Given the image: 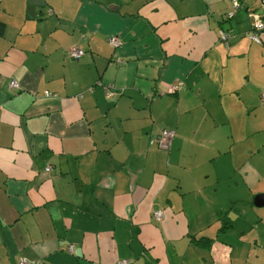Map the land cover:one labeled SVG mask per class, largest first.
<instances>
[{
    "label": "crops",
    "instance_id": "0c3cea01",
    "mask_svg": "<svg viewBox=\"0 0 264 264\" xmlns=\"http://www.w3.org/2000/svg\"><path fill=\"white\" fill-rule=\"evenodd\" d=\"M231 1L0 0V264H264L263 0Z\"/></svg>",
    "mask_w": 264,
    "mask_h": 264
},
{
    "label": "trees",
    "instance_id": "16d2710c",
    "mask_svg": "<svg viewBox=\"0 0 264 264\" xmlns=\"http://www.w3.org/2000/svg\"><path fill=\"white\" fill-rule=\"evenodd\" d=\"M264 1V0H263ZM263 1H261L260 2V8H261V14H258V16L257 15H255V14H253V13H249V15H248V17L249 18H251V19H255V21H259L260 23H262L263 24V26H264V7L262 6V2ZM237 2V1H236ZM237 5H238V8H239V4L237 3ZM234 15V14H233ZM232 18V17H231ZM231 18H228L227 17V14L225 15V17H224V20H229V19H231ZM223 19V18H222ZM262 32H264V30H258V31H256L255 29H253L252 28V30L250 31V33L248 34V39L252 42V43H255V44H258V45H260V44H262V38H261V35H262ZM233 37H234V35L231 33V32H225V31H219V33H218V41H220L222 44H224L225 46H228V44H229V41L231 40V39H233ZM252 37H256L257 39H259V42L258 43H256V42H254V41H252L251 40V38ZM117 41L119 42V40L117 39ZM110 42V41H109ZM120 43V42H119ZM111 44V43H110ZM112 45V44H111ZM114 48L116 47V46H114V45H112ZM83 51V50H82ZM83 55H84V52H83ZM82 55V56H83ZM82 56H80L79 58H77V59H72V60H74V61H77L78 59H80ZM71 59V58H70ZM10 88V87H9ZM18 88V85H17V87L16 88H10V89H12V90H15V89H17ZM180 89H181V87H180V85H176V86H172L170 89H169V93L170 94H175V93H177L178 91H180ZM107 94H108V92H107ZM46 95L47 96H51L49 93H46ZM262 95H264V92H262L261 94H260V99H261V102H262V104L264 105V100H263V98H262ZM163 131H168V132H173L172 130H170V129H161V130H159L158 131V133H156V134H153V136L152 137H149V141H148V145H149V147H153L155 150H157V151H161V152H164V153H167L168 151H169V149H170V143H171V140H172V136H171V138L169 139V141H168V146H167V148L166 149H160L159 148V143H158V141H159V139L162 137V132ZM47 169H49V170H47ZM45 172H47V173H49V172H51V167L50 168H46L45 169ZM156 212H158L159 213V211H154L153 212V217L155 218V213ZM223 227H222V229H228V228H230V226H231V224H230V222H225V223H223ZM195 242V244L196 245H198V246H200L201 244H202V241L201 240H196V241H194ZM212 245V244H211ZM211 245H210V248H211ZM25 264H32V263H30V262H26ZM35 264V263H34Z\"/></svg>",
    "mask_w": 264,
    "mask_h": 264
},
{
    "label": "built area",
    "instance_id": "2783aa9c",
    "mask_svg": "<svg viewBox=\"0 0 264 264\" xmlns=\"http://www.w3.org/2000/svg\"><path fill=\"white\" fill-rule=\"evenodd\" d=\"M231 3H232V12H230V13H228L227 14V17L228 18H231L232 16H233V14H234V12L237 10V8H238V5H237V2H236V0H232L231 1ZM262 6L264 7V1L262 2ZM253 29H255L256 31H262V30H264V26H263V24L262 23H260L259 21H257L255 24H254V26H253ZM251 40L252 41H254V42H256V43H258L259 42V39H257L256 37H252L251 38ZM110 43L112 44V45H114V46H116V47H118L119 46V42L117 41V39L116 38H111L110 40ZM83 55V51L80 49V50H72V51H70V53H69V57L71 58V59H77V58H79L80 56H82ZM9 87L10 88H16L17 87V83L15 82V81H11L10 83H9ZM262 98H263V100H264V95H262ZM171 136H172V133L171 132H168V131H163L162 132V137L159 139V141H158V143H159V148L161 149H166L167 148V146H168V141H169V139L171 138ZM47 170H49V169H47ZM155 218L157 219V220H160L161 218H162V215H161V213H158V212H156L155 213ZM22 264H24V263H22ZM117 264H126V261H124V262H121V263H117Z\"/></svg>",
    "mask_w": 264,
    "mask_h": 264
},
{
    "label": "rangeland",
    "instance_id": "374dc122",
    "mask_svg": "<svg viewBox=\"0 0 264 264\" xmlns=\"http://www.w3.org/2000/svg\"><path fill=\"white\" fill-rule=\"evenodd\" d=\"M257 5H258V4H257ZM260 10H261V8H260ZM260 10H256L254 13H257V12H259ZM261 123L264 124V121H261Z\"/></svg>",
    "mask_w": 264,
    "mask_h": 264
},
{
    "label": "water",
    "instance_id": "95a60500",
    "mask_svg": "<svg viewBox=\"0 0 264 264\" xmlns=\"http://www.w3.org/2000/svg\"><path fill=\"white\" fill-rule=\"evenodd\" d=\"M257 207H263L264 203H261L260 205H256Z\"/></svg>",
    "mask_w": 264,
    "mask_h": 264
}]
</instances>
